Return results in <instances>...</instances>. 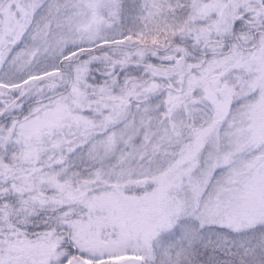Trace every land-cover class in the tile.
<instances>
[{
    "label": "snow or ice",
    "instance_id": "snow-or-ice-1",
    "mask_svg": "<svg viewBox=\"0 0 264 264\" xmlns=\"http://www.w3.org/2000/svg\"><path fill=\"white\" fill-rule=\"evenodd\" d=\"M0 264H264V0H0Z\"/></svg>",
    "mask_w": 264,
    "mask_h": 264
}]
</instances>
